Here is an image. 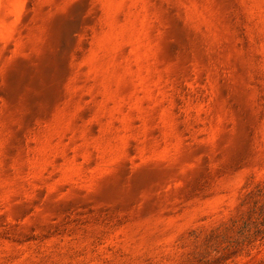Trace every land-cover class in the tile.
<instances>
[{"label": "rangeland", "instance_id": "obj_1", "mask_svg": "<svg viewBox=\"0 0 264 264\" xmlns=\"http://www.w3.org/2000/svg\"><path fill=\"white\" fill-rule=\"evenodd\" d=\"M0 264H264V0H0Z\"/></svg>", "mask_w": 264, "mask_h": 264}]
</instances>
